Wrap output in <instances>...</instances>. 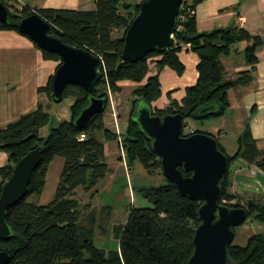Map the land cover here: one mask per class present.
I'll return each instance as SVG.
<instances>
[{
    "label": "trees",
    "instance_id": "1",
    "mask_svg": "<svg viewBox=\"0 0 264 264\" xmlns=\"http://www.w3.org/2000/svg\"><path fill=\"white\" fill-rule=\"evenodd\" d=\"M1 2L9 9L13 22L37 14L51 24L54 34L64 43L79 44L103 61L101 79L91 91L76 84L65 88L62 100L76 98L72 119L53 126L47 137H42L40 130L51 122V117L41 104L35 111L0 128V150L9 154V164L0 168V195L19 160L37 147H43L42 161L32 175L27 196L7 209L6 220L12 233L9 237L0 236V251L10 254L9 264H188L194 253L195 231L201 223L198 212L202 202L182 196L167 178V183L162 186L140 189L152 206L131 209L127 222L116 228L118 246L115 249L105 250L96 245L94 230L81 223L83 207L75 194L79 189L87 193L94 191L111 173L105 146L98 134L103 133L115 140L117 136L106 126L108 103L105 112L95 115L84 128L76 126L75 119L90 97L106 98L108 102V86L117 93L121 90L120 81L142 83L150 72V60L156 59L157 74L133 91L124 144L129 165L140 162L150 174L156 170L163 174L161 159L153 150L152 140L135 120L138 105L141 102L147 104L155 115L182 114L185 128L187 120L205 121L224 116L230 108L228 91L253 81L257 51L264 46V37L253 35L237 25L199 32L194 3L183 0L169 48L130 62L122 57L125 35L139 13L141 2L96 0V9L92 11L30 9L26 6L20 9L7 0ZM0 30L18 31L1 21ZM187 43L200 59L197 83L187 88L181 104L172 101L165 110H154L152 102L162 94L158 73L165 67L179 75L184 73L185 67L178 53L182 44ZM41 51L46 59L59 61L58 67L61 65L57 54ZM237 53L245 54L251 68L240 72L233 80H226L221 57ZM53 77L47 86L40 88V92L56 102ZM198 132L202 131L186 133L184 130L185 135ZM82 134L86 135L84 140L80 139ZM238 146L236 154L230 156L219 142L229 161L219 203L245 208L247 220L264 223L263 203L255 200L242 202L230 192V167L236 160L243 159L264 172V150L258 148L249 123L238 138ZM57 157L63 158L65 163L54 199L46 205L30 202V197L43 192L49 167ZM184 175L190 176L191 173ZM234 241L228 246L231 264H264L263 233L251 236L245 245H237Z\"/></svg>",
    "mask_w": 264,
    "mask_h": 264
},
{
    "label": "crops",
    "instance_id": "2",
    "mask_svg": "<svg viewBox=\"0 0 264 264\" xmlns=\"http://www.w3.org/2000/svg\"><path fill=\"white\" fill-rule=\"evenodd\" d=\"M131 3H139L130 0ZM144 1V0H143ZM194 3L195 17L199 32L212 31L217 28H228L234 25L244 27L251 34L264 37V0H184ZM196 2V3H195ZM11 5L18 8L24 6L30 9H57L92 11L96 9V0H11ZM185 67L182 75L169 67L162 69L159 74L161 96L152 102L154 110H165L172 101L182 103L188 87L197 83L199 78V56L191 49L190 44H182L178 53ZM258 63L253 70V81L246 86H239L228 91L230 108L219 118L203 121L204 133L215 136L225 152L233 156L238 151V138L249 123L253 138L260 150H264V46L257 51ZM221 62L226 70V80H233L237 75L251 66L244 53L222 56ZM59 61L48 60L42 51L27 36L15 30H0V128L16 122L25 114L35 111L41 104L44 111L51 117V122L40 130L42 137H47L53 126L60 121L72 119V107L76 98H64L61 102H53L40 88L47 86L54 76ZM158 72L156 59L150 60V72L142 83L120 81V91L115 93L116 105L120 120L127 126L134 100L133 91L146 83V80ZM105 112L106 126L109 127L110 109ZM193 120H187V128ZM189 132H192L191 130ZM104 143L107 162L111 173L105 178L115 181L116 175L125 168L120 160L117 140L109 139L103 133L98 134ZM64 159L57 157L51 163L46 184L41 196L48 185L55 193L64 167ZM9 164V154L0 150V168ZM131 166V165H130ZM133 166H131L132 169ZM230 192L242 202L255 200L264 204V172L256 165L248 164L243 159L236 160L230 167ZM113 185V183H112ZM51 202V201H50ZM44 202H38L39 205ZM49 203V202H48ZM47 203V204H48ZM256 223V230L235 232V244L245 245L255 234H264V223Z\"/></svg>",
    "mask_w": 264,
    "mask_h": 264
},
{
    "label": "water",
    "instance_id": "3",
    "mask_svg": "<svg viewBox=\"0 0 264 264\" xmlns=\"http://www.w3.org/2000/svg\"><path fill=\"white\" fill-rule=\"evenodd\" d=\"M183 0H144L125 35L122 57L137 62L158 50H167L173 39ZM128 7V6H126ZM0 21L10 24L28 36L41 50L55 53L61 65L53 77V98L60 102L65 88L71 84L91 91L101 79L103 61L83 46L69 45L53 32L51 24L34 14L13 22L10 11L0 0ZM107 107L106 98L90 97L88 104L75 119L84 128ZM135 120L152 140V147L161 159L164 176L173 182L179 193L201 201L200 225L194 235V253L188 264H231L228 246L235 239V227L247 220L245 208L220 204L221 187L229 171L228 156L218 140L208 133L184 134L182 114L155 115L145 103L138 105ZM39 146L19 160L0 195V236L12 233L7 223V209L23 200L29 191L34 171L42 161ZM184 173H191L185 176ZM10 254L0 251V264L10 263Z\"/></svg>",
    "mask_w": 264,
    "mask_h": 264
},
{
    "label": "rangeland",
    "instance_id": "4",
    "mask_svg": "<svg viewBox=\"0 0 264 264\" xmlns=\"http://www.w3.org/2000/svg\"><path fill=\"white\" fill-rule=\"evenodd\" d=\"M136 1L140 3L143 0ZM202 123L203 121L190 123L189 129L187 128L188 132L190 130L192 132L205 130L202 127ZM127 174H129V177ZM111 181L112 178L101 181L92 192L87 193L79 189L75 194V198L79 200L83 207L81 223L87 228L94 230L96 245L105 250L115 249L118 246L116 228L127 222L133 207L152 206V203L142 196L140 189L143 187L162 186L167 183V179L161 170H156L150 174L140 162L134 163L129 173L121 169L116 175L115 181L112 182L113 185ZM55 194V188L52 189L51 185H48L42 196H32L29 201L34 203L44 202L43 204H47L54 199ZM257 227L256 223L251 224L248 222L237 227L236 242L239 240L240 233L247 229L256 230Z\"/></svg>",
    "mask_w": 264,
    "mask_h": 264
},
{
    "label": "built area",
    "instance_id": "5",
    "mask_svg": "<svg viewBox=\"0 0 264 264\" xmlns=\"http://www.w3.org/2000/svg\"><path fill=\"white\" fill-rule=\"evenodd\" d=\"M7 1L11 3V0H7ZM107 92H108V103H109V109H110V122H109L110 128L109 129L113 133H115L117 136V144H118V150L120 154V160L125 168V171L129 173L131 166L128 164V161H127V149L124 144V133H125L126 127L120 120L119 111L116 105L115 92H113L109 86H108ZM184 130L186 133H188L187 127ZM85 138H86L85 134H82L80 137L81 140H84ZM127 176L129 177V174H127ZM246 222L251 223L252 220L248 219Z\"/></svg>",
    "mask_w": 264,
    "mask_h": 264
}]
</instances>
